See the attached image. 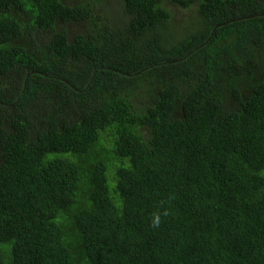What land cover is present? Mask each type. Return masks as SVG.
<instances>
[{"label":"trees","instance_id":"obj_1","mask_svg":"<svg viewBox=\"0 0 264 264\" xmlns=\"http://www.w3.org/2000/svg\"><path fill=\"white\" fill-rule=\"evenodd\" d=\"M260 39L264 0H0V264H264Z\"/></svg>","mask_w":264,"mask_h":264},{"label":"rangeland","instance_id":"obj_2","mask_svg":"<svg viewBox=\"0 0 264 264\" xmlns=\"http://www.w3.org/2000/svg\"><path fill=\"white\" fill-rule=\"evenodd\" d=\"M173 11L175 12L176 16L178 17L177 22L175 23L176 25V29L178 30V27L183 26L184 24H186L188 21H190L191 19H193L194 17H196L197 15V10L195 9V7H172ZM30 37H34L36 39V43L37 44H43L45 39L42 33H37L35 32L34 34H32ZM29 38V37H27ZM23 43V42H22ZM25 44L27 47H29L30 49H34L31 46H29L27 43H23ZM250 47L254 50V53L256 54V58L258 60V63H260L258 66L260 68V70H264V40L260 39L257 40L256 43L249 44ZM73 62V61H71ZM258 68V69H259ZM260 72V71H259ZM261 73V72H260ZM223 94L225 97V101H226V105L230 108H233V106L235 107L238 103V93H233L229 90H223ZM242 94L244 95L245 93L242 92ZM149 96V95H146ZM143 105V104H142ZM7 113H14L13 110L7 109Z\"/></svg>","mask_w":264,"mask_h":264}]
</instances>
